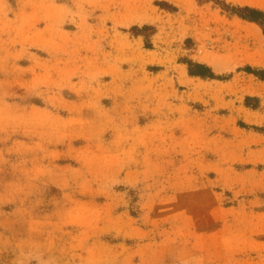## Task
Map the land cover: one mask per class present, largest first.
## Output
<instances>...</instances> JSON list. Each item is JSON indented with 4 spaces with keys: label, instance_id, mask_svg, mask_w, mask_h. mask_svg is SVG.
Listing matches in <instances>:
<instances>
[{
    "label": "rangeland",
    "instance_id": "obj_1",
    "mask_svg": "<svg viewBox=\"0 0 264 264\" xmlns=\"http://www.w3.org/2000/svg\"><path fill=\"white\" fill-rule=\"evenodd\" d=\"M221 1L0 0V264H264V0Z\"/></svg>",
    "mask_w": 264,
    "mask_h": 264
},
{
    "label": "trees",
    "instance_id": "obj_2",
    "mask_svg": "<svg viewBox=\"0 0 264 264\" xmlns=\"http://www.w3.org/2000/svg\"><path fill=\"white\" fill-rule=\"evenodd\" d=\"M209 0H203V2H207ZM217 3L222 4L224 7H228L226 4H223L221 0H216ZM229 8V7H228ZM232 11L234 13L238 14L240 17L256 22L259 25H264V12L258 9H252L249 7L244 8H232ZM148 28L147 26L143 29ZM137 31H143L138 29V27H134ZM195 67V68H194ZM189 73L194 76H201V77H210L213 78L214 74L211 72V69L207 66L200 65V64H194L192 62H189Z\"/></svg>",
    "mask_w": 264,
    "mask_h": 264
}]
</instances>
